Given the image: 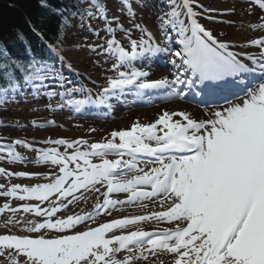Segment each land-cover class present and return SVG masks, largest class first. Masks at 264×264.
I'll list each match as a JSON object with an SVG mask.
<instances>
[{
	"label": "snow or ice",
	"instance_id": "obj_1",
	"mask_svg": "<svg viewBox=\"0 0 264 264\" xmlns=\"http://www.w3.org/2000/svg\"><path fill=\"white\" fill-rule=\"evenodd\" d=\"M38 3L56 18L55 31L26 18L28 32L18 28L14 40L0 42V110L28 96L56 99L47 110L100 111L106 118L118 106H165L151 122L137 117L95 141L0 136V165L43 169L0 166L9 182L38 181L0 183V215H7L0 257L11 264H164L157 259L163 255L168 264H264V35L246 43L222 39L201 19L217 22L214 13L236 10L218 12L203 0H113L115 11L109 0ZM252 3L264 13V0ZM247 12L255 14L252 7ZM239 22L264 32V15L256 21L241 15ZM69 28L99 42L85 37L66 48ZM71 50L103 56L94 61L98 68L110 64L104 70L114 75L98 93L66 74L81 75ZM157 59L168 72L152 79ZM166 102L196 104L203 113ZM30 123L61 127L54 120ZM93 195L91 210H73ZM125 206L143 211L113 215Z\"/></svg>",
	"mask_w": 264,
	"mask_h": 264
},
{
	"label": "rangeland",
	"instance_id": "obj_2",
	"mask_svg": "<svg viewBox=\"0 0 264 264\" xmlns=\"http://www.w3.org/2000/svg\"><path fill=\"white\" fill-rule=\"evenodd\" d=\"M208 1V2H207ZM206 3L209 5H212L215 1L217 0H207ZM235 0H229V2H226L225 5H222L220 2L218 6H226L229 8L228 5L231 3H234ZM236 6L238 9H236L235 13L231 15H223L226 20H235L239 21V17L241 15L244 16V19L248 18H257L258 15H260L259 11L257 8L254 6L252 7L254 9L255 14L254 15H249L247 10L244 11V9H248L249 6L248 2H235ZM235 8V7H234ZM244 8V9H243ZM39 19V18H38ZM40 20V19H39ZM216 21V20H215ZM206 26L210 27V25L215 24L213 26V30L215 33L219 34L220 32H223L225 35L221 37L222 39H227L231 41H235V35L233 30H236V27L234 24L227 23H219V22H213L209 20H205ZM73 32V31H72ZM84 34L80 31L78 28H74V33L69 37L71 42H79L82 40V37ZM250 38V37H245ZM124 43V40H123ZM125 44V43H124ZM126 45V44H125ZM79 54V56H83L81 60L74 61L73 67L77 72H80V76H75L74 73H67L70 77V79L74 80H90V78H95L96 74L100 76H105V75H114V73L111 72H106L104 69H107L110 67V64L104 65V68H98L97 65L90 60V57H87L89 55V52H77L75 50H71L68 52V55L70 56V53ZM88 58V59H87ZM95 65V66H92ZM92 82L99 83L97 80L92 79ZM57 100L53 99L51 101L40 98L38 100L30 99L28 100L27 103L21 102L18 104H12L10 105L6 111L0 110V116L3 117V124H9L10 120L12 123L18 122L21 127H3L4 133L11 136V137H18V138H29V139H36V140H42L43 138L47 137H57V136H70L74 137L77 135H83V136H88L90 139L92 138H98L101 137L105 134H108L112 129L114 128H120V127H125L130 125L131 122H133L137 117L142 122H149L152 121L155 118V113L158 111H154L152 114L153 115H142V116H129L126 117L127 115H124L123 117H115L117 121L115 122H106L103 119H88V120H83V119H75L72 113L66 109V110H57V111H51L47 110L48 105L51 104L52 107H55L57 104ZM124 109L123 107H121ZM132 109V108H131ZM126 112H128V109H124ZM130 110V109H129ZM127 114V113H126ZM126 117V118H125ZM35 120L38 124L39 123H45L48 120H54L57 124L56 125H61V127H44V128H36L31 126V121ZM97 121H102L99 124H95L92 122H97ZM104 122V123H103ZM84 127H86L87 130L90 128H94L97 131H99L98 134L94 135L92 133H89L84 130ZM8 168H12L13 170L17 169H25L29 171L33 170H43L40 166H37L35 164H16V165H8ZM5 178L0 177V183H5L4 181ZM38 181L36 180H29V179H14L13 178V183H27V184H32L36 183ZM3 201V199H0V203ZM95 201V197L90 196L88 202L86 204L82 203L80 204L77 208L73 209L75 211H78L79 209L83 208L86 205H92L91 203ZM15 203H19V201H14ZM13 202V203H14ZM125 210L120 213H125V214H133V213H141L143 210L133 207V206H125ZM7 218L6 214H3V216L0 219V230H6L3 228V222ZM148 225H145V227ZM165 257L162 256L158 259L159 260H164ZM0 263L4 264H11V261L7 256L0 257Z\"/></svg>",
	"mask_w": 264,
	"mask_h": 264
},
{
	"label": "trees",
	"instance_id": "obj_3",
	"mask_svg": "<svg viewBox=\"0 0 264 264\" xmlns=\"http://www.w3.org/2000/svg\"><path fill=\"white\" fill-rule=\"evenodd\" d=\"M62 1L52 0V3L62 5ZM26 18L34 22L43 20L46 29L55 31L56 18H50L46 10L40 7L38 0H0V42L7 43L14 40L15 30L18 28L28 32ZM32 39L35 41L36 38L32 37Z\"/></svg>",
	"mask_w": 264,
	"mask_h": 264
},
{
	"label": "bare ground",
	"instance_id": "obj_4",
	"mask_svg": "<svg viewBox=\"0 0 264 264\" xmlns=\"http://www.w3.org/2000/svg\"><path fill=\"white\" fill-rule=\"evenodd\" d=\"M221 4L225 5L226 3L222 2ZM222 8H225V7H222ZM250 20L254 21L255 19L251 18ZM233 28H235V27H233ZM233 28H232V31L234 32V35H235V39L234 40L235 41H239V42L247 41L248 38H246V39H244V38L245 37H250L254 32H255V34H254L255 37L257 36L256 34H258V30H249L247 28H241L240 27V28H236L237 29V31H236V30H233ZM254 35H252V36H254ZM259 35H261V34H259ZM69 57L73 58L74 61L75 60L78 61V60H81L83 58V56H81V55L79 56V54H75V52L74 53H70ZM153 72H157V71H153ZM167 72H168V70L166 69L161 74L164 75V74H167ZM166 103H168V106H170V107L185 108V109L189 110L191 113H193L194 115H198L202 111V110H200V108L194 107L193 105H191L189 103H186V102H175V103L166 102ZM164 106H165V104H159L158 107H155V106H153V107H137V108H135L134 113H135V115H141V114L146 112L149 115L150 114L153 115L155 113L154 112L155 110H158L159 108L164 107ZM131 116H133V114Z\"/></svg>",
	"mask_w": 264,
	"mask_h": 264
}]
</instances>
